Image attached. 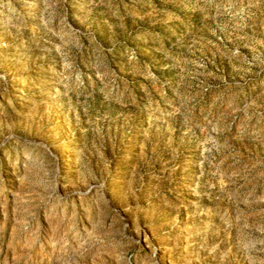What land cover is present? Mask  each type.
Returning <instances> with one entry per match:
<instances>
[{"label": "rangeland", "instance_id": "obj_1", "mask_svg": "<svg viewBox=\"0 0 264 264\" xmlns=\"http://www.w3.org/2000/svg\"><path fill=\"white\" fill-rule=\"evenodd\" d=\"M0 264H264V0H0Z\"/></svg>", "mask_w": 264, "mask_h": 264}]
</instances>
